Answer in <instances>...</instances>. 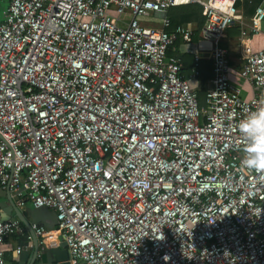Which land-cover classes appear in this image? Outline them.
<instances>
[{"label":"built area","instance_id":"obj_1","mask_svg":"<svg viewBox=\"0 0 264 264\" xmlns=\"http://www.w3.org/2000/svg\"><path fill=\"white\" fill-rule=\"evenodd\" d=\"M238 1L8 0L0 188L54 212L69 264H264V172L242 166L238 129L264 104V44L241 42L249 100L219 47L242 20ZM188 5L205 10L199 35L212 45L203 104L191 87L197 70L184 78L168 53L193 43L195 29H172L167 16ZM263 22L264 4L250 31ZM20 231L18 219H0V264L6 237Z\"/></svg>","mask_w":264,"mask_h":264},{"label":"crops","instance_id":"obj_2","mask_svg":"<svg viewBox=\"0 0 264 264\" xmlns=\"http://www.w3.org/2000/svg\"><path fill=\"white\" fill-rule=\"evenodd\" d=\"M7 3L8 0H0V16H2V12L6 9ZM263 4L264 0L238 1L237 9L242 20L234 24L227 31L225 39L219 44L221 49L227 51L230 59V66L233 62L236 63V61H239V66L241 68L243 50L241 42L245 43L244 38L248 35H259L262 33L261 31L257 34L252 33L249 26L250 19L254 15L255 9ZM183 25H189L194 29L196 28L194 24L190 23ZM242 32L245 34L243 37L241 36ZM197 40H201L200 36L196 37L192 43H197L196 49L190 52L186 49L187 46L178 40L174 45V49L170 50L169 55L179 60L182 68L181 74L184 78L190 79L193 72L197 70L198 76L195 80H192L191 84L196 94L203 97L206 91L212 88V61L209 56L210 51L205 52L198 49L199 42ZM245 44L252 48L249 43ZM263 44L264 35L261 46L257 48L260 49ZM197 54L202 57V60H200L198 66L195 67L194 55ZM12 204L16 206L27 222L44 227L47 233L43 237H37V242L39 243L40 240H42L44 244L43 247L38 245L37 252L34 251L33 241L28 237V232L24 226H22V231L6 237L3 245L6 264H69V255L66 246H64L63 239L56 230L54 212L48 209L36 210L30 203L21 206L13 194H8V191L0 188L1 220L17 219L13 212ZM18 249L21 250L19 254L17 253Z\"/></svg>","mask_w":264,"mask_h":264},{"label":"clouds","instance_id":"obj_3","mask_svg":"<svg viewBox=\"0 0 264 264\" xmlns=\"http://www.w3.org/2000/svg\"><path fill=\"white\" fill-rule=\"evenodd\" d=\"M246 141L242 166L252 172H264V104L238 122Z\"/></svg>","mask_w":264,"mask_h":264},{"label":"rangeland","instance_id":"obj_4","mask_svg":"<svg viewBox=\"0 0 264 264\" xmlns=\"http://www.w3.org/2000/svg\"><path fill=\"white\" fill-rule=\"evenodd\" d=\"M0 19H2V16H0ZM139 21L146 25V26H159L160 21L159 19H145V18H140ZM261 34L257 35H248L244 38L245 43H249L252 47L253 50L258 49L257 47L261 46V43L263 42V35H264V22L262 24V30ZM199 42L198 44V49L208 52L212 49V45L208 42H205L203 40H197ZM197 43L190 44L186 47V49L190 52L191 50H195ZM240 57V56H239ZM233 60V59H231ZM240 66H239V61H236L232 63L230 66V71H229V80L231 84L240 91L242 99L249 100L251 98V92H250V85L249 82L242 78L240 76ZM191 87L193 88L192 84Z\"/></svg>","mask_w":264,"mask_h":264},{"label":"trees","instance_id":"obj_5","mask_svg":"<svg viewBox=\"0 0 264 264\" xmlns=\"http://www.w3.org/2000/svg\"><path fill=\"white\" fill-rule=\"evenodd\" d=\"M171 22V28L174 29L178 25L183 24H194L195 25V34L193 36V41L196 37L200 36V30L205 22V10L199 5H188L171 8L167 14ZM170 54V52H168ZM198 96V95H197ZM203 97L198 96V101L200 104H203Z\"/></svg>","mask_w":264,"mask_h":264},{"label":"water","instance_id":"obj_6","mask_svg":"<svg viewBox=\"0 0 264 264\" xmlns=\"http://www.w3.org/2000/svg\"><path fill=\"white\" fill-rule=\"evenodd\" d=\"M8 194H9V192H8ZM12 208H13V212L15 214V217L19 220V222L21 223V225L24 226L25 229L27 230L28 237H30L32 239V241H33L34 251L37 252L39 246H38V242H37V237L35 236V233H34V231L32 229V225H34L35 223L32 224V223L27 222L24 219V217L22 216V214L19 212V210L16 208V206H14L13 204H12ZM38 210H40V209H38ZM64 246H66V245H64Z\"/></svg>","mask_w":264,"mask_h":264}]
</instances>
